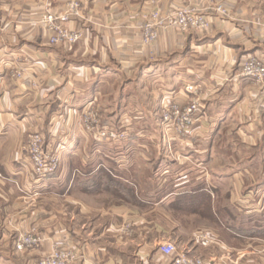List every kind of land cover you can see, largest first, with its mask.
Returning a JSON list of instances; mask_svg holds the SVG:
<instances>
[{"label":"crops","instance_id":"crops-1","mask_svg":"<svg viewBox=\"0 0 264 264\" xmlns=\"http://www.w3.org/2000/svg\"><path fill=\"white\" fill-rule=\"evenodd\" d=\"M71 1L0 0V264H37L54 245L76 249V264H165L163 241L208 264H264V80L240 68L264 58V0H198L212 16L225 1L229 14L202 33L162 31L151 46L143 16L182 0H76L66 27L83 39L52 46L42 17ZM197 83L200 118L172 152L162 138L157 151L144 134L106 144L81 129L91 105L104 124L146 128ZM35 132L64 144L60 171L42 184L25 158ZM32 228L42 251L18 253ZM199 232L209 247L194 242Z\"/></svg>","mask_w":264,"mask_h":264},{"label":"built area","instance_id":"built-area-1","mask_svg":"<svg viewBox=\"0 0 264 264\" xmlns=\"http://www.w3.org/2000/svg\"><path fill=\"white\" fill-rule=\"evenodd\" d=\"M216 11L220 15L227 14V10L223 5H219ZM79 16L80 4L76 1H72L62 13H47L43 17V24L51 32V45L73 46L82 40L83 33L81 31L70 30L66 27V24L71 22L73 18ZM159 25L165 29L169 27H178L185 30L189 27L197 29L207 28L208 22L202 17H196V15L186 18L182 14L175 18H166L162 20ZM144 35V45H149L158 37L157 31L151 26L145 28ZM242 72L244 77L261 82L264 80V61L258 57L249 58L245 61ZM16 73L17 74L14 76L21 78V73L18 71ZM186 93L193 97L184 103L171 100L167 104H164V108L162 109L161 128L164 138L167 139L169 145L191 134L194 125L200 117L202 106L200 100L194 97L198 95L199 87L192 85L188 86L186 88ZM82 124L86 133H94L101 141H119L124 138L123 136H117L108 126L102 125L100 114L95 108L90 111L86 110L85 113H83ZM46 145L45 136L40 133H34L29 137L28 143L25 146V150H27L33 164L34 177L36 181L41 184L55 176L59 172L62 163L60 150L54 151L48 149ZM194 242L201 247L207 248L212 244V237L208 232H199ZM37 243L38 241L36 239L28 237L23 241H19L17 247L22 251L26 249V246H33ZM160 252L163 256L168 258L169 264H208L201 256H192L190 253L184 251L180 252L178 247L170 242L161 244Z\"/></svg>","mask_w":264,"mask_h":264},{"label":"rangeland","instance_id":"rangeland-1","mask_svg":"<svg viewBox=\"0 0 264 264\" xmlns=\"http://www.w3.org/2000/svg\"><path fill=\"white\" fill-rule=\"evenodd\" d=\"M76 1V0H74ZM154 2H157L159 0H153ZM183 1V5L178 7L177 9H175L172 13L170 14H166V15H162L160 12L158 11H154L150 14H145L143 16V23H142V26H141V30H142V43H143V38H144V33H145V28L147 26H151L153 27L156 31H157V34H158V37L157 39H155L153 42H151L149 45H145V46H151L153 44H155L159 37H160V34L162 31H168V30H175L179 33H182V34H189V33H202L204 31H207L210 29L211 27V17H214V18H219V19H225L228 14H229V10H228V5L227 3L224 1V2H221V3H218L216 4L213 8H212V11L214 12L213 16L212 15H209L207 14L206 12H204L203 10H200L198 8H196L194 6V3H196L198 0H194V1H190V0H182ZM72 2V1H71ZM78 2V1H76ZM70 3V2H69ZM68 3V4H69ZM79 3V2H78ZM80 4V3H79ZM219 5H223L225 7V9L227 10V14L226 15H220L216 9ZM67 8V7H66ZM80 12H81V5H80ZM47 13H52V12H47ZM45 13L43 15V17L47 14ZM54 14H57V13H54ZM60 14V13H58ZM184 15V17H189V16H193V15H196V17H202L204 18L207 22H208V27L207 28H187V29H182V28H178V27H169V28H162L160 27V22L166 18H169V17H177L178 15ZM157 16V17H155ZM43 17H42V21H43ZM43 23V22H42ZM69 29V28H68ZM71 30V29H70ZM84 37V35H83ZM83 39V38H82ZM79 43V42H78ZM77 43V44H78ZM76 45V44H75ZM53 46V45H52ZM74 46V45H73ZM63 47H72V46H63ZM253 57H257V56H253ZM252 56H249L247 59H245L244 61L241 62L240 64V68H241V72L243 71V65L245 63V61H247L249 58H253ZM259 59L263 60L264 61V58L262 57H258ZM243 73V72H242ZM17 74V73H15ZM16 77V76H15ZM21 77H22V74H21ZM246 78V77H245ZM246 79H249V78H246ZM251 80V79H249ZM252 82H257L256 80L253 81L251 80ZM194 84V83H193ZM200 84H196V86H198ZM189 86V85H188ZM187 86V87H188ZM186 87V88H187ZM199 87V86H198ZM183 89V88H182ZM200 87H199V92H200ZM181 103H184V102H181ZM167 104V103H165ZM91 105V104H90ZM164 108V105L162 104V107H161V111H158L157 112V116L155 115V120L152 121V123L148 122V125H146V128L143 127V126H140V127H133L131 126L130 124H127V125H119V126H114V125H108V124H104V122H102V125H105V126H108L109 128H111L113 130V132H115L117 134V136H123L124 138L117 141V142H125V141H128V139L130 138L131 135H137V134H144V137H147L149 141L153 140V147L154 149H156L158 151L159 149V145L160 143L157 142V139L160 140V138L163 139V142L165 141V145H166V150L168 152H172L174 151V147L172 148L171 145L168 144L167 142V139L164 138V134H163V130L161 128V119H162V109ZM88 111L90 110H93L94 108L92 107H89V108H86ZM86 110L82 111V119H81V129L83 132L86 133V131L84 130L83 128V124H82V121H83V113H85ZM156 114V113H155ZM200 118V117H199ZM142 129V130H141ZM139 130H141V132H139ZM144 130V131H143ZM35 133H40V134H43L46 138V146L48 149H51V150H61L62 147L64 146L63 143H58V144H51L49 143L48 141V136L44 133V132H35ZM87 134L89 135H92L94 136L95 139L99 140L98 137L95 136L94 133H88ZM32 135V134H31ZM27 136L26 137V143L24 144L25 146L27 145L28 143V140H29V137L31 136ZM146 140V138H145ZM115 141H109V142H105L106 144H113L115 143ZM104 142V141H103ZM116 144V143H115ZM159 146V147H158ZM161 149H159L160 151ZM25 158H26V161L27 163L29 164V166L31 167V172L33 174V180L34 182L38 183V184H41L40 182L36 181L35 177H34V170H33V164L31 162V159L29 157V154L27 152V150H25ZM62 162V161H61ZM61 166H62V163H61ZM61 169V168H60ZM60 171V170H59ZM48 181V180H46ZM190 186V185H189ZM183 189L185 190H181V191H187L188 190V185H185V186H182ZM181 188H179L178 190L180 191ZM157 194V192L155 191H152L150 192V194ZM184 212V211H182ZM28 237H33L34 239H36L38 241L37 244L33 245V246H26V249L20 251L18 249V244H19V241H23L24 239H27ZM166 242H169V241H163V243H166ZM46 243V238L39 233L38 229L36 228H32L30 231L28 232H24V233H21L18 238L16 239L15 241V249L18 253H24V252H41L42 251V248L44 246V244ZM170 243H173V242H170ZM175 244V243H173ZM176 245V244H175ZM161 246V244H160ZM160 246H159V251H160ZM177 246V245H176ZM179 249V248H178ZM180 252H183L181 250H179ZM186 253H188L187 251H184ZM40 256L38 257V260H37V264H76L80 259H81V254L74 248L72 247H66V246H59V245H54L51 250L47 253H39ZM191 254V253H190ZM192 255V254H191ZM192 256H197V255H192ZM164 257V260H165V264H169V260L168 258H166L165 256Z\"/></svg>","mask_w":264,"mask_h":264}]
</instances>
